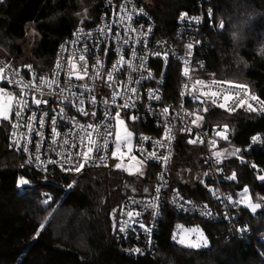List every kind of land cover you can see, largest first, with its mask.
<instances>
[{"label":"trees","instance_id":"16d2710c","mask_svg":"<svg viewBox=\"0 0 264 264\" xmlns=\"http://www.w3.org/2000/svg\"><path fill=\"white\" fill-rule=\"evenodd\" d=\"M140 1L152 15L158 33L169 37L174 36L181 12L209 8L211 16L204 17L202 33L201 75L247 86L264 101V59L257 54L258 48L264 47V16L256 23L246 47L234 53L218 17L231 6V0ZM250 2L264 11V0ZM101 3L5 0L0 8V57L22 73L28 65L37 70L51 68L58 43L79 26L80 20L94 21ZM31 31L35 39L26 51L25 41ZM236 55H242L251 65L243 74L233 64ZM176 68H171L165 85L168 99H176L179 90L181 74ZM200 111L202 126H225L233 134V143L220 145L224 151L222 170L219 180L212 182V171L204 162L205 147L179 138L170 176L172 186L187 201L197 203L211 202L217 190L241 199L248 188L251 203L261 207L253 212L242 203L232 209L231 220L206 221L197 215L176 213L167 206L156 234L155 254L137 258L119 250L115 232L122 201L132 195L144 196L138 185L145 179L117 169L116 161L84 167L80 172H57L44 182L43 176L10 145V120L0 121V264H264V182L256 179L264 173V145L231 155L255 135H260L264 144V115L246 109L231 113L209 104ZM204 171L208 176L202 182ZM233 173L236 179H228ZM149 175L151 183L152 170ZM22 178L29 183L18 186ZM67 186L69 191H65ZM41 224L44 228L37 236ZM193 224L204 229L207 247H186L173 238L181 225Z\"/></svg>","mask_w":264,"mask_h":264},{"label":"built area","instance_id":"2783aa9c","mask_svg":"<svg viewBox=\"0 0 264 264\" xmlns=\"http://www.w3.org/2000/svg\"><path fill=\"white\" fill-rule=\"evenodd\" d=\"M4 1L0 0V8ZM205 9L197 13L181 12L176 19L174 36L169 37L158 33L152 15L140 0H111V3L110 0H102L94 21L83 22L58 43L51 68L45 70L28 68L22 73L0 57V67L8 66L4 73L6 79H0V89L11 94L13 103L20 99L22 91L23 99L28 101V107L23 110L19 118L15 114V111H19V107L11 111L9 143L21 154L25 162L30 156L33 158L30 166L43 176L44 182L54 173L73 172L62 171L61 165L72 168L73 164L64 163L69 153H82L87 150V141L82 138L86 137L88 132L92 133V138L99 145H103L107 140L108 148L94 150L92 159L84 164V167L107 166L111 162L122 161L123 170L126 171L134 156L146 163L145 180L138 185L146 194L128 196L122 201L115 232V242L119 250L133 258L152 257L155 254L158 244L156 234L159 232L162 213L167 206L185 216L197 215L206 221H222L231 220L232 209L242 204L236 203L241 199H233L222 190L215 191L211 202L187 201L185 195L172 186L170 179L177 141L179 138H185L189 141L197 140V144L205 147L204 162L212 171V182H217L222 170L223 158L220 156L217 162L213 151L219 149L222 144L233 143V134L228 128L224 133L225 126H202L201 122H198L197 126L192 124V120L196 115L201 116L200 110L207 104L220 108L217 105L223 102L225 94L235 96L239 93L240 99H246V90L247 95L256 96L247 86L208 79L201 75L203 68L200 55L204 17L211 16L210 9ZM182 14H186V18L182 19ZM127 16H131V19H127ZM121 17L125 18L121 21ZM193 18H198V21ZM189 43L194 44L191 56L188 55L187 49ZM165 53L168 54L167 58L164 56ZM80 55L85 57L83 63L87 64V75L83 79H77L76 74L69 76V58L78 65L77 72L83 74V69L79 67L82 63L78 59ZM121 57L124 58V62H120ZM185 60L189 61L188 77L183 75ZM172 63L181 65L173 66ZM58 64L60 67H57ZM176 66V71L179 69L181 74V82L176 99H168L165 85L171 74V68ZM17 71L19 75L16 74ZM109 73H112V80L108 79ZM40 77H44L49 82L54 79L56 82L50 87L40 85L39 90L35 87H23L26 83L39 85ZM197 80L203 81L207 86H197L200 91L220 93L216 98L217 104L212 103V98L201 103V100H205L203 96L197 100L193 95H189L190 91H195L193 85ZM213 81L219 86L213 84ZM133 88L136 89L135 93L131 91ZM153 94L159 96V99H150ZM195 94L199 95L200 92L195 91ZM33 97L47 102L36 105L33 103ZM126 102L134 107L123 108L122 105ZM248 102L256 106L255 101ZM229 104L235 107L231 101ZM164 108L168 109L167 115L162 114ZM220 109L232 113L246 108H236V111ZM85 112L88 114L84 115ZM117 112L120 113L125 128L132 133V136L127 145L120 150L123 155L113 158L111 152L115 150ZM92 113L95 115L93 116ZM258 114L264 115V113ZM33 115L36 119L29 120ZM133 116L136 119H131ZM53 117L56 118L55 124L52 123ZM40 118L43 119V127L40 126ZM29 123L35 131H29ZM13 124L18 127L13 128ZM88 125H93L94 129L88 128ZM166 128L172 129L170 142L166 139ZM53 129L60 134L55 137L59 141L55 145L52 143ZM14 132L15 136H13ZM37 132L40 135H37ZM107 132L112 135H104ZM218 132L226 134L227 139L216 135ZM145 137L148 139H144ZM254 137L259 139L254 143L252 137L248 145L238 147L241 150L238 154L243 149L264 145L260 135ZM17 140L19 147L15 143ZM65 140L68 141L67 144H63ZM25 144L28 151H24ZM161 144L163 146H160ZM37 145H39L41 161L55 160L57 163L46 164V170H42L35 160ZM152 153L160 159L150 157ZM101 156L106 158L105 161L100 160ZM164 157L168 159L165 161ZM73 160L81 162L82 157L74 155ZM150 170H152L151 183L148 182L151 178ZM69 190V186L65 187V191ZM152 203H155V208L150 206ZM128 211L139 213L135 216V222L126 215ZM126 220L131 227L121 233L119 228ZM141 223L144 224V228H140ZM135 249L140 251L136 252Z\"/></svg>","mask_w":264,"mask_h":264},{"label":"snow or ice","instance_id":"6c2138e0","mask_svg":"<svg viewBox=\"0 0 264 264\" xmlns=\"http://www.w3.org/2000/svg\"><path fill=\"white\" fill-rule=\"evenodd\" d=\"M110 3H111V0H110ZM142 11V10H141ZM116 15H119V13H115ZM125 17H121V21L124 19ZM182 19L186 18V14H182L181 16ZM127 19H131V16H127ZM193 19H196L198 21V18H193ZM219 27L220 28H223L224 25L223 24H219ZM101 31H103V29H101ZM126 32H127V29H126ZM118 35V34H117ZM125 43H127V41H125ZM194 47V44L192 43H189L187 45V49L189 50L188 52V55L191 56V49H193ZM156 55H160V53H156ZM167 53L164 54L165 58H167ZM79 61H81V65L79 66L80 68L83 69V74H79L77 72V67L78 65L76 64V62L72 59V58H69V76L71 77L72 74H76V78L77 79H83V77L85 75H87V64L86 63H83L85 61V57L83 55H80L78 57ZM120 62H124V58L121 57V61ZM99 63V62H98ZM184 64H185V67H184V70H183V75L185 77H188L189 76V69H188V64H189V61L188 60H185L184 61ZM143 66V65H141ZM8 66L5 65L3 67H0V79H6V76L4 75L5 73V68H7ZM29 69H31V65H28L27 66ZM57 67H60V65L58 64ZM116 66H114L115 68ZM17 75H19V72L17 71L16 73ZM58 75V73H57ZM149 76H151V73H149ZM108 79L109 80H112L113 79V76H112V73H109L108 74ZM39 81H40V84L39 85H32L31 83H26L24 84V88H28V87H35L36 90H39V86L40 85H45V86H48L50 87L52 83H55L56 81L53 79L51 82H49L47 79H45L44 77H40L39 78ZM213 84H216L217 86L218 83L216 81H213ZM111 86V85H109ZM197 86H202V87H207L206 85H204V82L203 81H195V84L193 85V89L195 91H199L200 94L199 95H196L195 94V91H190L189 92V95H193L194 99H197V100H200V97L203 96L205 98V100H201V103H204L208 98H212V103L213 104H217V100L216 98L220 96V93L218 91H200L199 88H197ZM187 87V85L185 86ZM131 91L133 93L136 92V89L133 88L131 89ZM183 95V93H182ZM245 95H246V99H240L239 97V93H236L235 96L233 95H230V94H225L223 96V102L219 103L217 106L220 107V108H224L228 111H236V108H240V107H245L247 111H250V112H258V113H264V101L260 100L258 97H256L255 95H247V92L245 90ZM23 96H24V92L22 91L20 93V99L19 100H16L15 103H13V97L11 96V94L9 93H5L2 89H0V97H6V100L3 102V103H0V120H4V121H8L9 120V112L11 111H15V109L17 107H19V111H15V114L16 116L19 118L23 112V110L25 108L28 107V101L26 99H23ZM114 97H115V94H114ZM113 97V99H114ZM150 99H159V96L153 94L149 97ZM251 100V101H255L256 102V106H254L252 103H249L248 101ZM229 101H231L233 104H235V107H231L230 104H229ZM237 101H239L237 103ZM47 101H44V100H41V99H38L36 97H33V103H35L36 105H41L43 103H46ZM82 103V101H81ZM107 103V102H106ZM134 107V105H129L127 102L122 105L123 108H128V107ZM204 111H207V109H204ZM168 113V109L167 108H164L162 110V114L164 115H167ZM88 113H84V115H87ZM92 115L94 116L95 113H92ZM189 115H195V113H189ZM32 119H36L35 115H33V117H30L29 120H32ZM115 119L117 120V123L118 125H124V120L120 118V113L117 112L116 113V117ZM131 119H136L135 116L131 117ZM202 120V117L201 116H198L196 115V118L194 120H192V124L194 125H197L198 126V122ZM52 123L55 124L56 123V118L53 117L52 118ZM40 126L43 127V119L40 118ZM18 127V125L16 124H13V128H16ZM88 128H93L94 129V126L93 125H88ZM28 129L29 131H35V129L32 127L31 123L28 124ZM187 131H190V129H186ZM166 131V139L171 140L172 136H171V132H172V129L171 128H166L165 129ZM227 132V128L225 127L224 129V133ZM53 133H54V138L52 140V143L53 145L59 143V141H57L55 139L56 136H59L60 134L58 132L55 131V129H53ZM224 133H216V135L218 136H221L223 139H227V136L226 134ZM37 135H40V133H36ZM104 135H112V133L110 132H107L105 133ZM13 136H15V132L13 133ZM132 136V133L131 132H128L127 129L125 128V135L122 137L121 134H120V131L119 129H117V131L115 132V140H114V143H115V150H113L111 152V155L113 158H116L118 157V155L122 156L123 153L120 151L121 148L123 146H126L128 141H130V138ZM43 139V137H41ZM83 140H86L87 141V145H86V148L87 150L84 151V152H78V153H69L67 159L64 161V163H71L73 164V167L72 168H65L63 167V164L61 165V169L62 171H75V172H80L81 169L84 167V164H86L88 161H90L92 159V153L93 151H100L101 148H108V142L107 140L104 141L103 145H99L97 143V141L95 139L92 138V133L91 132H88L86 137L82 138ZM144 139H148L147 137H145ZM259 139V137H253V142L255 143L257 140ZM197 140H190L189 143H196ZM16 146L19 147V141L17 140L16 142ZM68 141L65 140L63 141V144H67ZM157 143H160V142H157ZM213 146L215 144V142L213 141ZM160 146H163V144H161ZM24 151H28V147H27V144L24 145ZM129 151H131V148H129ZM241 150L240 149H235L231 155L235 156L237 153H239ZM80 156L82 157V161L81 162H76L73 160V156ZM214 155L217 157V162H219V158L220 156L224 155V153H220V152H217V153H214ZM150 157L152 158H157V159H160V157H156L155 156V153H152L150 154ZM105 157L101 156L100 157V160L101 161H105ZM133 159H135L133 157ZM147 159V157L145 158ZM165 161L168 159V157H164L163 158ZM35 160L38 164L39 167L42 168V170H46V167L45 165L46 164H56L57 161L55 160H48V161H41L40 160V155H39V145H37V155L35 156ZM27 164L31 165L33 163V158L30 156L29 159L26 161ZM142 166V164L144 163V161H140L139 162ZM115 167L117 169H121L122 168V164L121 163H117L115 165ZM253 169H255V165H252ZM127 170V169H125ZM136 173H139V174H143L142 173V170H141V167H137L136 168ZM130 174H132L130 172ZM228 179L230 180H235L236 179V173H233L230 177H228ZM256 179H258L259 181L261 182H264V175H258L256 177ZM29 183L28 180L26 179H21L18 183V186H24V185H27ZM157 191H159V189H157ZM248 188H245L243 190V196L241 198V200H238L236 201V203H243V204H246V206L248 208H250L253 212L256 211L257 208H260L261 205L259 203H256V204H253L251 203V198L248 196ZM229 201H231V198L229 197ZM48 201L45 200L44 203H47ZM151 207L155 208L156 205L155 203H152L150 205ZM156 213H154L155 215ZM208 214V213H206ZM126 215L130 218V220H132L133 222H135V216L139 215V213H134L132 211H128L126 213ZM140 228H144V224L141 223L140 225ZM116 225L113 224V228L115 229ZM131 227V224L129 223V221H124L123 222V225L120 226L119 228V232L123 233L125 232L128 228ZM44 228V225L41 224L38 231H37V236L39 235L40 231H42ZM189 232H196L197 233V236H196V240L195 241H192V240H188L186 239V235H181L180 239L177 240V243L181 244V245H184L186 247H190V248H200V247H207L208 245V241L207 239L204 237L203 233L201 231H199L198 229H194V230H188ZM174 239H176V237L174 236L173 237ZM136 252H139L140 249H135Z\"/></svg>","mask_w":264,"mask_h":264},{"label":"clouds","instance_id":"9594fccd","mask_svg":"<svg viewBox=\"0 0 264 264\" xmlns=\"http://www.w3.org/2000/svg\"><path fill=\"white\" fill-rule=\"evenodd\" d=\"M261 16H264V11L257 9L250 0H231V6L218 14L219 24L226 25L222 28L223 34L227 36L234 53L246 47ZM257 54L264 59V47H259ZM233 64L241 74L251 67L242 55H236Z\"/></svg>","mask_w":264,"mask_h":264},{"label":"rangeland","instance_id":"374dc122","mask_svg":"<svg viewBox=\"0 0 264 264\" xmlns=\"http://www.w3.org/2000/svg\"><path fill=\"white\" fill-rule=\"evenodd\" d=\"M145 1H146L147 3L150 2V0H145ZM34 39H35V37H34V32L31 31V33L28 35V37H27V39H26V41H25V43H26V47H27V50H26V51L29 50L30 46H31V45L33 44V42H34ZM5 100H6V98L3 99V98L0 97V103H3ZM10 118H11V112H9V120H10ZM0 121H4V120H0ZM117 129H119L120 134H121V136L123 137V136L125 135V126H124V125H118V123H117ZM117 129H116V131H117ZM114 146H115V145H114ZM233 151H234V150H233ZM217 152L224 153V151H223L222 148L213 151V153H217ZM134 158H135V159H133L132 163L129 164V165L127 166V168H126V169H127L126 172H127V174H129V175L136 174L138 177H142V178H144V177H145V171H146V163L144 162V163L142 164V166H141V164H140L139 162H140V161H143V160L139 159V158L136 157V156H134ZM117 163H121V164H122V168H121V169L123 170V168H124V166H123V162H122V161H118V162L115 163V165H116ZM137 167H141V170H142V173H143L142 175L139 174V173H136V168H137ZM130 172H131L132 174H130ZM262 175H264V173H263ZM207 176H208V172H207V171H204V172H203V181H202V182H204V180H205V178H206ZM136 191H138V190H136ZM242 194H243V193H242ZM194 229H198L199 231H201V232L203 233L204 237L206 238V236H205V232H204V229L202 228V226L199 225V224H193V225H181V226L179 227L178 232H177L176 240L180 239L181 235H186V239H188V240H192V241H195V240H196L197 233L194 232V231H192V232H189V231H188V230H194ZM193 239H194V240H193Z\"/></svg>","mask_w":264,"mask_h":264},{"label":"water","instance_id":"95a60500","mask_svg":"<svg viewBox=\"0 0 264 264\" xmlns=\"http://www.w3.org/2000/svg\"><path fill=\"white\" fill-rule=\"evenodd\" d=\"M82 24H83V20H80L79 25H82ZM196 178H197V177H196ZM196 178H195V179H196Z\"/></svg>","mask_w":264,"mask_h":264}]
</instances>
